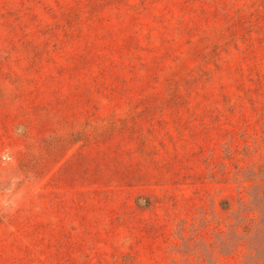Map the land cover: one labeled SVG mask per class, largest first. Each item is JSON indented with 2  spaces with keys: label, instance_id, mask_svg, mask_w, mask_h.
I'll return each mask as SVG.
<instances>
[{
  "label": "rangeland",
  "instance_id": "374dc122",
  "mask_svg": "<svg viewBox=\"0 0 264 264\" xmlns=\"http://www.w3.org/2000/svg\"><path fill=\"white\" fill-rule=\"evenodd\" d=\"M0 264H264V0H0Z\"/></svg>",
  "mask_w": 264,
  "mask_h": 264
}]
</instances>
